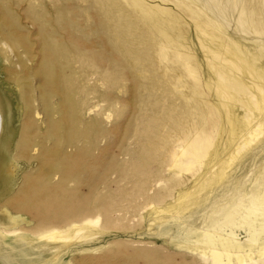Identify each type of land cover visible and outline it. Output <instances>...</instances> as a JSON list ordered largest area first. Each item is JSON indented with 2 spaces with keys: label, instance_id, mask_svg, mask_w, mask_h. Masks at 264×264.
<instances>
[{
  "label": "rangeland",
  "instance_id": "374dc122",
  "mask_svg": "<svg viewBox=\"0 0 264 264\" xmlns=\"http://www.w3.org/2000/svg\"><path fill=\"white\" fill-rule=\"evenodd\" d=\"M263 4L0 0V211L59 232L53 264H213L202 228L241 190L240 248L211 228L219 264H264L249 240L264 225Z\"/></svg>",
  "mask_w": 264,
  "mask_h": 264
},
{
  "label": "bare ground",
  "instance_id": "6f19581e",
  "mask_svg": "<svg viewBox=\"0 0 264 264\" xmlns=\"http://www.w3.org/2000/svg\"><path fill=\"white\" fill-rule=\"evenodd\" d=\"M195 1V0H194ZM197 1V0H196ZM234 1V0H233ZM191 2V0H190ZM258 2V1H257ZM218 3V2H217ZM250 3V1L248 2ZM215 4V3H214ZM213 3H209L207 10L210 12V14L216 19H221L223 16L222 13V7L216 6ZM226 4V3H225ZM230 4V3H229ZM227 4V5H229ZM199 6V1L197 3ZM231 5V4H230ZM260 5V4H259ZM264 5V4H263ZM195 6V5H194ZM197 7V8H198ZM225 8V7H224ZM234 8L238 10L237 6L234 5ZM227 9V8H226ZM251 9V8H250ZM261 9V8H260ZM231 10V7H230ZM263 10V9H262ZM240 11V10H239ZM257 11V10H256ZM259 12V11H258ZM262 12V11H261ZM252 14V13H251ZM239 15V14H238ZM242 15V14H241ZM256 16V15H255ZM259 16V15H258ZM261 17V16H260ZM259 18V17H258ZM252 20V17H251ZM253 22V21H252ZM217 27H224V24L219 22H215ZM248 23V22H247ZM258 24V23H256ZM214 25V26H215ZM262 25V24H261ZM260 26V25H259ZM264 26V25H262ZM229 29V28H228ZM253 33H260L261 29L257 25L253 26ZM263 32V31H262ZM247 33V32H246ZM255 34V35H257ZM243 35V33H242ZM254 35V36H255ZM250 36V35H249ZM252 36V35H251ZM259 37V36H258ZM257 37V38H258ZM260 39V38H259ZM237 47L242 48L244 46V43L240 40L237 41ZM260 44V43H259ZM207 51V50H206ZM244 52V51H243ZM216 54V53H215ZM258 55V54H257ZM164 59V58H163ZM235 60L232 61V65L235 66L236 71L238 73V78L242 79L244 77L249 78V74L251 73L250 66L248 63L243 60L240 57L234 58ZM256 59V58H255ZM258 60V59H257ZM185 61V60H184ZM229 61V60H228ZM256 61V60H255ZM230 62V61H229ZM190 69V68H189ZM258 69V68H257ZM186 71V70H185ZM235 71V72H236ZM258 72V71H257ZM262 76V74L260 75ZM238 80V79H237ZM253 80V79H252ZM263 80V79H262ZM239 81V80H238ZM207 82V81H206ZM263 82V81H262ZM197 84V82H196ZM206 84V83H205ZM210 84V82H209ZM245 84V83H244ZM264 84V83H263ZM208 86V85H207ZM212 87V85H211ZM225 87V86H224ZM222 89V88H221ZM220 89V90H221ZM262 89V88H261ZM199 90V89H198ZM219 90V87H218ZM224 90V89H223ZM226 90V89H225ZM248 90L251 91L249 88ZM222 91V90H221ZM262 91V90H261ZM219 92V91H218ZM224 92V91H223ZM226 92V91H225ZM232 93V92H231ZM256 93V92H255ZM214 94V93H213ZM223 94V93H222ZM260 94V93H258ZM224 95V94H223ZM234 95V94H233ZM241 95V94H240ZM262 95V94H261ZM220 96V95H219ZM218 96V98H220ZM222 96V95H221ZM227 96V95H226ZM231 97V95H229ZM263 96V95H262ZM215 97V96H214ZM225 97V96H224ZM223 97V99H224ZM254 97V96H253ZM226 99V98H225ZM229 99V98H227ZM237 98H235L236 100ZM264 99V98H263ZM219 101V99H217ZM216 100V102H217ZM234 100V98H233ZM238 100V99H237ZM240 100V99H239ZM238 100V101H239ZM261 100V99H260ZM220 101H222L220 99ZM231 101V100H229ZM259 101V100H258ZM227 102V101H226ZM236 102V101H235ZM256 102V101H255ZM263 102V101H262ZM260 102V103H262ZM219 103V102H218ZM241 103V102H240ZM264 103V102H263ZM262 103V104H263ZM211 104V103H210ZM220 104V103H219ZM229 104V103H228ZM234 104V103H233ZM226 105V104H224ZM215 106V105H214ZM220 106V105H218ZM222 108V107H220ZM229 108V107H228ZM232 108V107H230ZM229 108V109H230ZM215 109V108H214ZM218 109V108H217ZM225 109V107H224ZM223 109V110H224ZM228 110V109H226ZM232 110V109H231ZM252 110V109H251ZM255 110V109H254ZM259 110V108H258ZM229 112V111H228ZM224 113H226L224 111ZM233 113V112H231ZM230 113V114H231ZM251 113V112H250ZM254 113V112H253ZM261 113V112H260ZM227 114V113H226ZM225 114V115H226ZM257 114V113H256ZM263 114V113H261ZM213 115L217 117L216 122L214 123L216 130L220 132V134L227 133L226 128L223 124V112L217 111L216 109L213 111ZM224 115V116H225ZM228 115V114H227ZM233 114L232 116H234ZM264 115V114H263ZM212 116V115H211ZM251 116V115H249ZM258 116V115H257ZM260 116V115H259ZM262 116V115H261ZM260 116V117H261ZM227 117V116H226ZM231 117V116H230ZM229 117V118H230ZM256 117V116H254ZM227 118V119H229ZM232 118V117H231ZM263 118V117H261ZM226 119V120H227ZM230 121V119H229ZM252 121V120H251ZM250 121V123H251ZM257 122V121H256ZM255 122V123H256ZM226 123V121H225ZM246 123V122H244ZM209 124V123H208ZM249 124V123H248ZM229 128V127H228ZM215 129V128H214ZM215 130V131H216ZM228 130V129H227ZM230 131V130H229ZM188 132V131H187ZM217 133V132H216ZM251 133V132H250ZM249 133V134H250ZM214 134V133H213ZM218 134V133H217ZM252 134V133H251ZM263 134V133H262ZM212 135V134H211ZM205 136V135H204ZM209 136V135H208ZM216 136V135H215ZM214 136V137H215ZM219 137V136H218ZM183 138V137H182ZM208 138V137H207ZM206 138V139H207ZM212 138V137H211ZM210 138V139H211ZM216 138V137H215ZM209 139V138H208ZM214 139V138H213ZM182 140V139H181ZM188 140V139H183ZM193 140V139H192ZM197 140V139H196ZM199 140V139H198ZM204 140V139H203ZM189 141V140H188ZM195 141V140H194ZM202 141V140H201ZM207 141V140H206ZM210 141V140H209ZM191 141V143H188L185 148L190 150L189 154L192 156V160L194 163H197L200 159V157H204V147H200L195 142ZM207 144V143H206ZM184 145V144H183ZM212 147V146H211ZM214 148V147H213ZM210 151V150H209ZM179 168L178 166H176ZM217 171V169H216ZM181 186V184H180ZM177 187V186H176ZM178 197V195H177ZM254 196L249 197L248 199L254 201ZM159 199V198H158ZM177 199V198H176ZM175 199V200H176ZM246 196L244 193L240 191H236L233 194H231L229 197H224L219 202L215 203L212 207L210 214L207 216V224H204L203 230L205 232L204 236V242L207 246L212 247V253H211V259L213 264H219L221 262L222 257L224 254L218 250V248L214 247V237L211 234V228H217L221 229V227L226 226L229 227V233L226 235L228 239L222 238L223 241L226 240H233L235 243V247L238 249L240 248L241 244L239 240L236 237L234 229L240 228L241 225L234 223V220L239 215L240 210H242L243 204L245 203ZM170 200V199H169ZM249 200V201H250ZM248 201V202H249ZM251 202V205L247 208V213L249 215H256L257 216V210L259 209V205L257 202L253 203ZM260 202V201H259ZM184 203V202H183ZM175 204V203H174ZM171 205V204H169ZM175 206V205H174ZM245 207V206H244ZM171 208V207H170ZM174 209V208H173ZM264 209V207H263ZM172 209H169L167 212H170ZM165 212V211H163ZM162 212V214H163ZM264 212V211H263ZM259 213V212H258ZM173 215V214H172ZM247 217V216H246ZM261 217L264 219V213L261 215ZM250 220V219H249ZM253 220V219H252ZM252 225V224H251ZM31 224L23 218L21 215L16 214L12 215L10 214L6 209H2L0 211V264H53L54 258L57 257L62 250V247H58L59 243L62 241L61 234L57 231H50L47 230L44 226H38L36 229L33 227H30ZM250 228V227H249ZM2 230V231H1ZM250 242L256 244L259 246V254L264 252V225L259 228V230H255L251 228L250 230ZM221 236H219L220 238ZM57 242V243H56ZM221 250L225 251L224 244L221 245ZM47 255H50L48 257ZM228 257V256H227Z\"/></svg>",
  "mask_w": 264,
  "mask_h": 264
}]
</instances>
